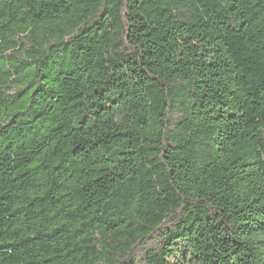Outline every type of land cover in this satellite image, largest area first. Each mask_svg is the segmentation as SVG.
Masks as SVG:
<instances>
[{"label": "clouds", "instance_id": "clouds-1", "mask_svg": "<svg viewBox=\"0 0 264 264\" xmlns=\"http://www.w3.org/2000/svg\"><path fill=\"white\" fill-rule=\"evenodd\" d=\"M49 2L59 4L60 0ZM71 3L67 0L64 6ZM83 7L89 9L88 14H69L70 40L61 36L42 39L37 34L36 44L30 45L35 54L21 57L33 61L31 66L18 77L0 80V169L22 163L55 133L76 129L72 135L85 156L73 165L75 187L67 189L72 197H66L68 204L83 213L84 219L75 227L90 218L82 205H93L91 211L98 207L97 215L116 224L105 236L107 243L98 246V259L88 256L73 261L68 257L64 264H172L173 254L165 255L159 240L163 233L179 227L189 207L197 208L201 200L208 202L209 192H219L236 203V181L225 193L227 186L220 176H227L228 169L238 178L244 161L237 159L242 154L229 155L227 147L247 141L254 150L250 158L258 163L246 171L260 178L253 185L255 195L264 192V0H156L159 16L141 11L138 0H84L77 11ZM137 12L143 20L134 19ZM130 23L151 25L148 30L156 31L150 39L158 41L155 47L145 45L155 52L150 57L154 63L136 77L129 65L111 70L112 64L124 62L123 44L117 47L116 42ZM161 37L166 40L163 46ZM192 45L198 46L197 52L209 49L194 63L188 54ZM6 56L0 54V75L20 63ZM135 59L137 69L143 68L140 57ZM105 60L109 71L102 73ZM117 76L121 80L106 93L112 101L111 112L98 120L91 114L95 108H89L95 103L93 90L103 87L101 81ZM37 83L39 91H35ZM228 91L233 95L228 96ZM78 95L79 100L75 99ZM202 97L208 101L205 111L216 99L228 101L221 119L210 122L195 112L192 106ZM229 112L237 113L236 119L229 118ZM13 116L16 119L9 124ZM118 133L128 135L113 139ZM121 149L137 151V157L127 165H103L102 157ZM251 202L250 198L244 201ZM261 205L264 200L253 205L252 214L264 213ZM249 214L245 210L240 215ZM231 223L240 241L234 264H264V228L249 234L248 230L237 231L246 223L243 219ZM100 232L99 227L94 232L89 229L90 238H99ZM14 239L15 248L0 247V264H27L29 259L41 258L38 247L24 248L19 237ZM9 243L0 239V244Z\"/></svg>", "mask_w": 264, "mask_h": 264}, {"label": "trees", "instance_id": "trees-1", "mask_svg": "<svg viewBox=\"0 0 264 264\" xmlns=\"http://www.w3.org/2000/svg\"><path fill=\"white\" fill-rule=\"evenodd\" d=\"M138 2L140 10L147 12L149 16L153 13L160 15V12L156 11V0H138ZM66 3L67 0H60L59 4H52L49 0H0V54L7 53L5 59L20 61L19 64L13 63L10 67L3 69L0 80L3 77H18L31 66L33 61L21 57L35 54V48L30 45L36 44L37 34L42 39L48 36L71 39L73 26L68 23L69 14L79 15V12L88 14L89 9L83 7L77 11L78 6L84 3V0H73V3L65 7ZM149 9H151L150 12ZM134 19L143 20L144 16L137 12ZM150 27L151 25L146 24L130 23L128 25L122 38L116 42L117 47L123 44L124 56L121 59L124 62L112 64L111 70L119 71L125 65H129L132 77H136L138 72L144 75L146 69L152 67L154 62L150 57L154 56L155 52L151 47L146 48L145 45L150 43L152 47H155L158 41L150 39L156 31L155 28L149 31ZM165 43V38L161 37L160 46ZM197 47V45H192L188 50V54L193 57V63L196 62V57L203 59L204 53L209 51L205 48L204 53L197 52ZM68 54L70 52L66 55ZM180 55L183 56L185 53L181 52ZM136 56H139L140 62H143V68L137 69ZM208 67L211 68L212 64L209 63ZM108 71V61L105 60L101 72L107 73ZM101 72L96 73L97 77L101 75ZM121 75L128 77V73ZM214 75H219V73H214ZM152 79L156 78L152 77ZM120 80L121 77L117 76L114 79L101 81L103 87L93 90L92 97L95 98V103L89 105V108H95V111L91 113L93 117L100 120L111 112L112 101L106 93L115 81ZM39 90L37 83L35 91ZM227 94L228 96L233 95L231 91ZM214 95L218 96L219 93ZM75 99L79 100V95ZM85 99H90V97H85ZM106 99L107 104L102 102ZM207 103L208 101L202 97L199 104H194L192 107L196 113L209 119L210 122L221 119L224 109L228 106V101L216 99L215 104L205 111ZM75 106L74 104L73 107ZM228 116L236 119L237 113L229 112ZM15 119L16 117L13 116L9 124ZM80 124L82 128L87 127L84 120H81ZM75 131L76 129H72L71 132L63 129L55 133L51 140L44 142L42 147L34 150L22 163L7 164L0 169V230H3L0 231V239L6 238L11 241L7 245L0 244V247L15 248L17 244L15 237L20 238L19 244L24 248L38 247V254L41 258L29 259L27 264H64L68 257H71L73 261L78 257L83 259L88 256L98 259V246L107 243L105 236L116 224L115 221L110 224L107 219L97 215L98 207L95 211H91L94 208L93 205H82L83 212L88 213L90 218L86 223H81L79 228L75 227V224L84 217L79 208L68 204L66 197L71 198L72 194L67 189L75 187L76 176L72 174L73 165L85 156V152L80 149V145L75 142L72 135ZM252 131L258 132V128H253ZM127 135V133H118L113 139L124 138ZM129 147H131V141H129ZM7 150L6 146L5 151ZM78 151L80 155H77ZM225 151L229 155L242 154L237 155V159L244 161L239 165L238 178L235 171L228 169L225 170L228 172L227 176H220V181L227 186L224 187L225 193L232 188L231 182L236 181L233 189L236 192V203L233 204L231 197L226 199L219 192H209L208 202L201 200L197 208L189 207L185 211L184 219L179 222V227L175 231L162 234L159 243L166 250L165 255L172 253L174 256L176 253H184L193 264H234L233 258L237 257L240 241L233 233L234 226L231 221L233 219L246 221L238 226L237 231L244 229L248 230L249 234L264 228V219H257L264 213L257 210L255 214H252L253 205L264 200V192H260L257 196L255 195L257 190L253 187L260 178L246 171L250 166L255 168L258 163L250 158L254 150L246 140H241L227 147ZM136 157L137 151L114 150L113 155L102 157V163L105 166L118 167L121 164L131 163ZM168 158L170 154L169 157H165V159ZM232 163L236 164L237 160H233ZM100 170L105 171L104 168ZM135 171L133 169L134 173ZM80 172H83V169H80ZM215 186L220 187L221 185L216 184ZM249 198L252 201L251 204H245L244 201ZM221 202L224 204L223 207L220 206ZM261 208H264V205H261ZM245 210H248L250 214L241 216L240 214ZM97 227L101 229L99 238L95 236L90 238L89 229L94 232ZM80 253H83L82 257Z\"/></svg>", "mask_w": 264, "mask_h": 264}, {"label": "rangeland", "instance_id": "rangeland-1", "mask_svg": "<svg viewBox=\"0 0 264 264\" xmlns=\"http://www.w3.org/2000/svg\"><path fill=\"white\" fill-rule=\"evenodd\" d=\"M178 262L179 264H193L184 253H176V255H174L172 264H178Z\"/></svg>", "mask_w": 264, "mask_h": 264}]
</instances>
